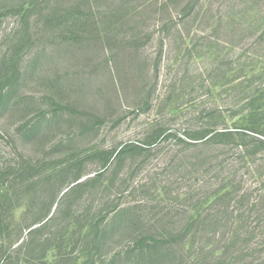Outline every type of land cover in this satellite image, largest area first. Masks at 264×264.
I'll return each instance as SVG.
<instances>
[{
  "label": "rangeland",
  "instance_id": "obj_1",
  "mask_svg": "<svg viewBox=\"0 0 264 264\" xmlns=\"http://www.w3.org/2000/svg\"><path fill=\"white\" fill-rule=\"evenodd\" d=\"M0 89V264H264V0H0Z\"/></svg>",
  "mask_w": 264,
  "mask_h": 264
},
{
  "label": "trees",
  "instance_id": "obj_2",
  "mask_svg": "<svg viewBox=\"0 0 264 264\" xmlns=\"http://www.w3.org/2000/svg\"><path fill=\"white\" fill-rule=\"evenodd\" d=\"M6 95H8V91L1 90L0 89V101ZM169 133L172 134L173 132L171 131ZM233 135H234V133H231V131H220L218 129H202V130L195 131L194 133L187 134L186 135V138L188 139V143L190 145H197V144H205V145H208V144L216 143L219 138H226L228 136L231 137ZM157 136L158 135L152 137L151 138L152 140L144 141V142L139 143L140 145L139 144L137 145V144L130 143V144H127V145L122 146L117 151V153H116V155H115L114 158L115 159L116 158L117 159H121L122 156L126 153V151L131 150V149H138L140 151L141 150L142 151L145 150V148H147L146 146H151L154 143H156V139L158 138ZM106 163H107V160H106ZM105 165L106 164H104L103 166H105ZM95 175L96 176L97 175L99 176V175H102V173L99 172V173H96ZM6 199H7L6 194L0 191V203L3 204V202H5ZM4 228H5V220H4L3 215L0 213V233L1 234L4 231ZM152 238L155 239L154 236H152ZM155 240H156V242H160V243H163V242L166 241L165 239L164 240H162V239H155ZM141 248L142 247H140L139 250H142L143 251V249H141Z\"/></svg>",
  "mask_w": 264,
  "mask_h": 264
}]
</instances>
